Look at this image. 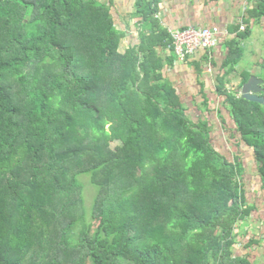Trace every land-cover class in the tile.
<instances>
[{"label": "trees", "instance_id": "16d2710c", "mask_svg": "<svg viewBox=\"0 0 264 264\" xmlns=\"http://www.w3.org/2000/svg\"><path fill=\"white\" fill-rule=\"evenodd\" d=\"M159 3L139 0L146 27L123 50L126 30L97 0H0V264L258 263L262 239L241 227L256 211L244 154L216 147L211 106L189 117L165 73L179 59L163 55ZM247 18L264 19V0ZM251 33L228 43L230 123L218 116L253 152L264 192V104L241 95L252 75L264 81V58L237 90L226 80Z\"/></svg>", "mask_w": 264, "mask_h": 264}, {"label": "crops", "instance_id": "0c3cea01", "mask_svg": "<svg viewBox=\"0 0 264 264\" xmlns=\"http://www.w3.org/2000/svg\"><path fill=\"white\" fill-rule=\"evenodd\" d=\"M97 1L110 6L118 18L119 24L126 30L127 38L124 39L123 50H125L130 43L139 40V29L146 25L139 15L141 9L139 0ZM150 1L153 2V0ZM260 1L261 0H159V13L157 14L158 19H156L160 22L161 27L168 32L189 27H219L223 32L221 41L217 47L213 49H200L186 61L175 60L173 67H169L168 61H165V73L175 84L186 109L193 107L204 108L207 106H211L212 109L213 98L216 99V101L219 100L221 104L223 103V97L218 94V79L227 71L224 64L229 52L228 43L236 38L239 33H244L246 30L238 31L241 22H244L246 28L252 31L251 36L243 42L245 50L246 41L254 43L259 57H264V39L257 41L260 35L264 37V19L261 21L254 19L250 22L247 21L248 12L256 9ZM162 52L165 57H172L168 48L164 49ZM253 57H255V54H253ZM238 65L236 67L237 71L229 75L232 79L240 74ZM256 66L255 64V68ZM244 67V65L240 66L241 69ZM209 68H212L215 77L208 73L210 72ZM249 68L250 67L247 66L244 69L248 71ZM174 76H176V79H174ZM176 80L178 81L176 82ZM241 80H239L238 86ZM208 89L211 93H209ZM233 90H236V88H233ZM216 91L217 94H215ZM204 93L208 95L210 101L209 105H207ZM199 94L204 95V101L202 103H195L194 105L192 99L197 98ZM205 109L206 108L202 111L204 112ZM220 127L216 126L219 132L225 130L224 126ZM216 128L214 127L213 132ZM260 191H262V188H260ZM262 193L264 192L262 191ZM255 208L256 211H258L256 206ZM251 218V220L254 219V217ZM250 219L246 221L247 223L243 222L241 226L244 230L243 232L249 231L251 226L254 229V224L249 221Z\"/></svg>", "mask_w": 264, "mask_h": 264}, {"label": "rangeland", "instance_id": "374dc122", "mask_svg": "<svg viewBox=\"0 0 264 264\" xmlns=\"http://www.w3.org/2000/svg\"><path fill=\"white\" fill-rule=\"evenodd\" d=\"M262 39H264L263 36L260 35V38H258L257 41H261ZM245 55L241 61V63L238 65V69L241 73V71H243V69L245 67H250L248 69L247 72L249 73H256L258 71L257 66L255 68V64L257 65V63L259 61H262L263 58L259 57V54L257 53V49H255V45L254 43H250L248 41L245 42ZM253 54H255V57H253ZM259 57V58H258ZM245 66L244 68H240V66ZM247 65V66H246ZM208 73L212 74L215 77L214 72H212V68H209ZM244 71H246V69H244ZM217 78V77H216ZM174 79H176V76H174ZM234 79V80H233ZM231 78L229 76H227V81H228V88L229 90L235 91L233 90V88H236V90L238 89V83L239 80H241V76L240 74L236 75V77ZM179 80V78H178ZM176 80V82L178 81ZM210 83V82H209ZM208 84V82H207ZM209 85V84H208ZM210 86V85H209ZM209 93H211V91L208 89ZM217 94V91L216 93ZM223 103L221 104L218 101H216V99L213 98L212 100V109H213V121H216V124L218 127L223 126L224 122L223 120L218 116V111L220 108L223 109L224 113H225V118L226 121L230 123V120L227 116V112L224 109V98H222ZM193 104L195 105V103H202L204 101V95H198L197 98L192 99ZM198 106V105H197ZM206 108V107H204ZM203 107L202 108H197V107H193V108H187V113L189 114V117L191 119H193L194 121H199V117L203 115ZM226 128L224 127V131H218V129L216 128V130H214L213 132V140L216 144V147L223 152L225 155H228L231 157V159H234V154H244V163H245V175H244V188L246 189V194H247V201L248 204L250 206H256L258 211H254L250 217H254L253 220L250 219V222L254 224V229L250 228L249 232H257L260 235V238L262 239V246L261 245H257L255 247L251 246L248 248H245V243L243 238L246 237V235L243 234V238L240 241L237 249H239V252H249L250 249L253 247V249H251L253 251V254L255 256L256 262H258L257 264H261V261L263 262L264 260V193H262V191H260L261 188V182H260V176L258 173V169L256 167V161L254 160V154L253 152L249 151V149L247 147L244 146H239L237 143V138L233 137L232 132H230L229 130V126L228 124L225 125ZM221 128V127H220ZM80 181L82 183H85L86 186V205L91 208L93 203H94V197H95V188L94 185H92L90 178L87 175H83L80 177ZM256 217V218H255ZM259 218V219H258ZM247 223V222H245ZM261 227V228H260ZM257 228V229H256ZM253 229V230H252Z\"/></svg>", "mask_w": 264, "mask_h": 264}, {"label": "built area", "instance_id": "2783aa9c", "mask_svg": "<svg viewBox=\"0 0 264 264\" xmlns=\"http://www.w3.org/2000/svg\"><path fill=\"white\" fill-rule=\"evenodd\" d=\"M245 29L244 22H241L240 30L244 31ZM169 33L171 43L168 45V49L174 53L177 59L184 61L200 49L217 47L223 32L219 27H189L181 30H171Z\"/></svg>", "mask_w": 264, "mask_h": 264}, {"label": "water", "instance_id": "95a60500", "mask_svg": "<svg viewBox=\"0 0 264 264\" xmlns=\"http://www.w3.org/2000/svg\"><path fill=\"white\" fill-rule=\"evenodd\" d=\"M263 80L256 75H252L241 90V95L245 100L264 104V98L261 93L264 91Z\"/></svg>", "mask_w": 264, "mask_h": 264}]
</instances>
